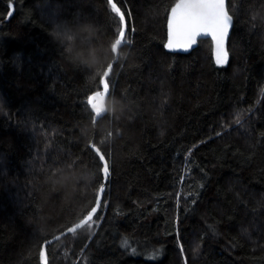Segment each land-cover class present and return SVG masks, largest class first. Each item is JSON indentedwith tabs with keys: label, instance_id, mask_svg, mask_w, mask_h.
I'll list each match as a JSON object with an SVG mask.
<instances>
[{
	"label": "trees",
	"instance_id": "trees-1",
	"mask_svg": "<svg viewBox=\"0 0 264 264\" xmlns=\"http://www.w3.org/2000/svg\"><path fill=\"white\" fill-rule=\"evenodd\" d=\"M0 0V264H264V0H228L210 39L166 50L180 0ZM59 25L58 46L49 29ZM94 54L92 68L74 54ZM89 224L91 227H89ZM214 229V231H213Z\"/></svg>",
	"mask_w": 264,
	"mask_h": 264
},
{
	"label": "snow or ice",
	"instance_id": "snow-or-ice-1",
	"mask_svg": "<svg viewBox=\"0 0 264 264\" xmlns=\"http://www.w3.org/2000/svg\"><path fill=\"white\" fill-rule=\"evenodd\" d=\"M111 9L119 16L121 24L124 22V15L121 13L116 3H111ZM173 19L170 22V27L175 26L176 35L180 37L175 43L181 46H190L196 42L198 35L211 34L216 40L217 44V63H224L226 57L222 55L224 38L227 35L231 17L225 11L224 0H188L186 3L177 4L172 10ZM122 34L123 38L118 40L121 44L124 39L125 32L123 29L119 31V36ZM174 41L169 40L168 47L172 48ZM104 87V85H103ZM103 156V155H101ZM104 161V157L101 159ZM103 174L107 178L109 168L107 162L103 165ZM104 185L101 184L99 193H103ZM97 207L99 206V199H97ZM92 215L97 211L96 207L92 208ZM89 227L91 225L89 224ZM214 231V229H213Z\"/></svg>",
	"mask_w": 264,
	"mask_h": 264
},
{
	"label": "water",
	"instance_id": "water-1",
	"mask_svg": "<svg viewBox=\"0 0 264 264\" xmlns=\"http://www.w3.org/2000/svg\"><path fill=\"white\" fill-rule=\"evenodd\" d=\"M109 2H110V4L111 3H116L114 0H109ZM186 2H188V0H180L177 4L186 3ZM224 4H225V11L231 17V23L229 25V29H228L227 35L224 38L223 49H222V53H221L222 55H224L226 57V59L224 61V62H226V60L228 58V50H227V48H228V43H229V40H230V37H231L232 29H233V26H234V22H233L232 16L229 13L228 0H224ZM176 5L171 9V11L169 13V16H168V21H167V42H166V45H165L166 50L171 52V53L187 54V53L191 52L192 50H194L197 47L198 42L200 40L210 39L212 41V43H213V57L217 61V55H218L217 44H216V40L213 38V36L211 34L198 35L196 37V42L194 44L190 45V46H181L180 44L175 43V41L179 40L180 37L176 35L175 26L172 25L170 27V22L173 19L172 10L176 7ZM121 13H122V11H121ZM122 29L124 30L125 35H126L127 22H126L125 17H124V22L122 24ZM122 38H123V36L121 34L119 36L118 40H120ZM170 39H172L174 41V44H173L172 48H169L167 46ZM118 40H117V42H116V44L114 46V52H115L116 59L109 66V68L107 69V71H106V73H105V75H104V77L102 79V84L104 85L103 90H102V92H98L96 94H93L89 98L90 107H91V109L93 110V112L95 114V121H94L95 124L101 118L105 117L108 114V111H106V108H108V103H109L110 98H111V90H110V87H109L107 79H108V77L110 76V74H111V72L113 70V66H114V64H115V62L117 60V57L119 56V49H120L124 39L122 40L121 44L118 43ZM93 148L100 155L101 159L104 157L103 164L105 162H107L108 168H109V163L106 160L105 156L96 147H93ZM101 155H103V156H101ZM109 173H110V171H109ZM108 181H109V174H108L107 178H105V176H104V190H105V186L108 184ZM103 195H104V191H103V193H99V196H98L99 206L97 207V203H96V205L94 207L97 208V211L93 215H92V211H90V213L81 222H79L78 224L66 229L64 232H62L59 235L49 239L48 241H46L44 243V245L42 247V252H41V264H49V256H48V251H47L49 245H51L52 243L57 242L58 240L66 237V236H68L70 234H73V233L79 231L80 229H82L85 225H87L89 222H91L94 219V217L96 216V214L98 213V211H99V209L101 207Z\"/></svg>",
	"mask_w": 264,
	"mask_h": 264
},
{
	"label": "clouds",
	"instance_id": "clouds-1",
	"mask_svg": "<svg viewBox=\"0 0 264 264\" xmlns=\"http://www.w3.org/2000/svg\"><path fill=\"white\" fill-rule=\"evenodd\" d=\"M48 35L52 39V41L54 43H56L58 46H62L64 41L67 38L66 37V30H61L59 25H54L52 28H50ZM73 59L81 67L91 69L92 63L94 60V54L89 53L86 56L82 52H77L74 54ZM106 111L115 112L116 111V105L115 104L110 105L108 108H106Z\"/></svg>",
	"mask_w": 264,
	"mask_h": 264
}]
</instances>
